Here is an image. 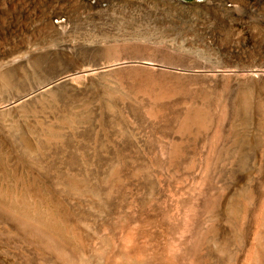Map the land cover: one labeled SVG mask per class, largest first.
Instances as JSON below:
<instances>
[{
	"label": "rangeland",
	"instance_id": "1",
	"mask_svg": "<svg viewBox=\"0 0 264 264\" xmlns=\"http://www.w3.org/2000/svg\"><path fill=\"white\" fill-rule=\"evenodd\" d=\"M60 193L74 257L78 223L197 264L215 225L218 264H264V0H0V227Z\"/></svg>",
	"mask_w": 264,
	"mask_h": 264
},
{
	"label": "bare ground",
	"instance_id": "2",
	"mask_svg": "<svg viewBox=\"0 0 264 264\" xmlns=\"http://www.w3.org/2000/svg\"><path fill=\"white\" fill-rule=\"evenodd\" d=\"M88 71L90 70H86L85 74H87ZM82 75L83 72L82 74L66 75L60 78L57 77V80L55 79V81L49 82L50 84L45 88H51L53 85L60 82L77 80L76 78H80ZM253 75L260 76L262 75V72L256 71ZM26 97L27 96L24 95L19 99V102L23 101ZM73 180L75 183H79L80 181L76 178H73ZM93 181L104 182L103 179L83 180V182H87L88 184H91ZM116 183H112L113 185H111H117ZM55 195L56 197H54V195L49 197L46 195L42 198L41 204L43 207L41 210H38L36 206H34L28 209L25 214L16 213L15 211L8 213L9 217L14 220L15 224L3 225L0 227V253L3 257L14 260L16 264H122L123 262L112 258V256L123 257L125 251L136 249L137 245L140 244L138 239L143 237L147 240L143 247L150 253L141 260V263L159 264L157 257H155L157 248L155 247V240L157 239L155 234L153 235L151 232L142 230L135 234L137 236L135 240L131 239L130 234H126L119 245L112 246L108 237H95L93 233L85 231V229H83L78 223L74 224V227H72V234L75 239L78 240L82 252L80 253V256L74 257L72 252H68L69 247L65 244L64 240L61 239L60 235L54 230V225L51 226V221L63 220L66 222L68 213L73 211L71 209L73 207L76 208V210L74 209L76 215L79 212L82 214H85V212L81 208L79 201H75V204L70 207L69 204H71V198L63 195V193ZM55 203L60 204V209H55L56 212L52 207ZM208 237L207 247L204 244L206 237L201 235L198 238L195 247L197 264H218L220 244L218 229L215 225ZM96 239H99L104 250H107L110 253L109 256L107 253L104 258L92 259V254L95 251L92 250V253H90V247L91 245L97 244ZM37 253L42 258L39 261L36 260ZM96 256L100 257L102 254L96 253ZM123 264L132 263L126 261ZM137 264H139V262H137Z\"/></svg>",
	"mask_w": 264,
	"mask_h": 264
},
{
	"label": "water",
	"instance_id": "3",
	"mask_svg": "<svg viewBox=\"0 0 264 264\" xmlns=\"http://www.w3.org/2000/svg\"><path fill=\"white\" fill-rule=\"evenodd\" d=\"M184 1H191V0H184Z\"/></svg>",
	"mask_w": 264,
	"mask_h": 264
}]
</instances>
